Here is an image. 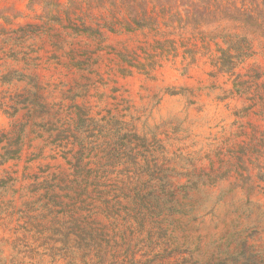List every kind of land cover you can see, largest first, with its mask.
I'll use <instances>...</instances> for the list:
<instances>
[{
    "label": "rangeland",
    "instance_id": "374dc122",
    "mask_svg": "<svg viewBox=\"0 0 264 264\" xmlns=\"http://www.w3.org/2000/svg\"><path fill=\"white\" fill-rule=\"evenodd\" d=\"M237 8L264 18L0 0V264H264V26L221 67Z\"/></svg>",
    "mask_w": 264,
    "mask_h": 264
},
{
    "label": "trees",
    "instance_id": "16d2710c",
    "mask_svg": "<svg viewBox=\"0 0 264 264\" xmlns=\"http://www.w3.org/2000/svg\"><path fill=\"white\" fill-rule=\"evenodd\" d=\"M256 12H254L253 10L237 8L235 15H232L231 13H226L222 16L219 15L218 17H216V20L218 22H221L222 20H233L236 23L235 28L238 31V33L235 32L232 35H221V37L224 38V43L227 44L228 47L226 49H220V55L218 56L220 66H228L226 62L231 65L234 59L241 58L247 54V52L243 51V48L241 47V44L245 45L246 47H249V44H247L248 41L246 37L242 35L243 31L253 26H264V18L260 19L262 17L259 16V13ZM130 16L132 22L136 24L137 27H141V24L137 19L136 15ZM231 49L237 51V53H232Z\"/></svg>",
    "mask_w": 264,
    "mask_h": 264
}]
</instances>
